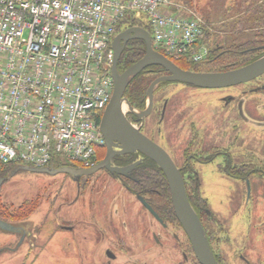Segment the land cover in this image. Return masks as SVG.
I'll return each mask as SVG.
<instances>
[{
	"label": "built area",
	"instance_id": "1",
	"mask_svg": "<svg viewBox=\"0 0 264 264\" xmlns=\"http://www.w3.org/2000/svg\"><path fill=\"white\" fill-rule=\"evenodd\" d=\"M170 0H0V166L88 168L103 144L115 28L140 14L171 58L204 60L203 21L168 13ZM107 70V71H106Z\"/></svg>",
	"mask_w": 264,
	"mask_h": 264
},
{
	"label": "rangeland",
	"instance_id": "2",
	"mask_svg": "<svg viewBox=\"0 0 264 264\" xmlns=\"http://www.w3.org/2000/svg\"><path fill=\"white\" fill-rule=\"evenodd\" d=\"M174 2L180 5L179 9L185 14L195 12L207 15L213 24L209 28L210 32L217 31V26L225 18L222 13V0H194L192 9L182 8L184 6L177 0ZM249 35L250 32L242 34V38ZM197 69L206 71L210 66L202 65ZM262 79L264 82V78ZM251 86L253 87L248 84L241 89L247 90ZM215 94L208 93L210 98ZM182 99H185V95ZM250 110L257 116L255 119L258 122H264V91L257 98V108ZM241 125V141L252 144L239 145L240 149L237 151L243 165L250 162L251 158L264 163L263 124L256 127L246 121ZM153 128H156L155 125ZM206 135L212 136L210 132ZM211 146L204 145L206 148ZM101 155L99 150L98 159ZM260 162L259 166L262 164ZM93 181L94 185L87 188L86 193L79 194V188L64 174L51 176L23 170L10 174L0 185V199L16 207L22 201L38 196L41 204L27 219L24 228L28 234L23 238L0 231V264H76V256L80 253L76 249H81L84 243L87 244L84 247L85 253L90 254L95 250L97 258L95 261H80L82 264L181 263L179 241L174 243L173 234L177 238L184 236L175 222L171 225L168 223L167 229H161L142 209L136 198L124 188L128 183L113 180L103 172L96 173ZM253 182L254 193L249 205L253 206L252 213L238 212V202L231 208L226 206L227 201L232 198L233 185L213 173L209 167L205 169L201 190L211 210L225 227V236L220 235V239L230 240L226 247L221 246V250L219 248L229 264H234L233 257L236 252L244 253L252 264H264V181L253 178ZM61 225L67 228H59ZM108 227L113 228L105 232ZM71 229L73 230L70 231ZM30 231L32 234H29ZM152 232L160 238L161 249L151 240ZM214 235L218 237V234ZM244 244V249L247 248L245 252L242 250ZM105 249L117 256L115 261L107 262L103 258Z\"/></svg>",
	"mask_w": 264,
	"mask_h": 264
},
{
	"label": "flooded vegetation",
	"instance_id": "3",
	"mask_svg": "<svg viewBox=\"0 0 264 264\" xmlns=\"http://www.w3.org/2000/svg\"><path fill=\"white\" fill-rule=\"evenodd\" d=\"M248 33L249 31L246 34ZM225 35L233 37V43H237V39L240 40L239 36L237 38L235 32L232 31H229L228 34L221 32L217 33L215 35L216 40L223 45L222 53L227 56H231L232 53H238L233 49H227L229 46L226 45L230 44L225 40V38L228 37ZM245 51L247 53L253 51L263 53L264 44L254 48L250 47ZM125 69L118 70L124 71ZM207 70L209 71V69ZM153 75H156L155 78H157L168 74L161 69L160 72ZM262 78H264V74L243 84L216 89H202L179 82L162 83L154 90L152 109L147 117L136 122V118L132 114L127 113L126 115L128 121L136 125L143 135L151 139L168 154L179 171L183 178L187 197L189 195L191 197V204L194 203L192 208L201 221L209 246L218 264H229L227 257L222 255L221 251L219 252V248L221 250V246L226 247V244L230 243V240L225 238L223 240L220 239V235L223 234L225 236V227L222 226V223L215 216V213L209 206L207 198H205L202 193V180L205 174V169L209 167L213 173H217V175L222 177L230 185L232 184L234 187V192L232 191L233 194L231 195L232 198L227 201L226 206L231 208L232 205H235L238 202V212L252 213L251 209L253 206L249 205L251 204V199L254 193L253 183L255 182H253V178H258L264 181V163L259 161L262 163L260 164L261 166H259L257 159L251 158L250 162H246L243 165L240 153L237 150L240 149L239 145H252L251 143L241 141V123L250 121L256 127L259 124L264 125V122L261 123L255 119L257 116L250 110L252 108H257V98L264 91V82L262 81ZM248 84H252L253 87L251 86L247 88V90H243V88L241 89V87ZM208 93L216 94L214 97L210 98L209 96L211 94L208 95ZM184 95L185 99H182L184 98ZM145 108L146 99L141 110H144ZM153 125H155V129H152ZM263 125L262 128L264 129ZM226 131L227 133H225ZM208 132H210L212 136H207L206 133ZM204 145L212 146L206 148ZM180 147H182V149ZM100 151L103 156L98 159L97 163L104 158L106 146L103 145L100 147ZM140 158H142V156L137 153L115 156L112 159L111 165L117 168H124L134 164ZM149 163L151 165L152 162L143 157L142 161L125 176L110 173L105 169L99 172H103L105 176L111 177L118 182L128 183L129 185L124 187L127 192L136 198V201L142 209L146 211L148 216L161 229H167L168 225L172 224V221L167 220L163 215L160 205L155 202L150 195H141L140 191L137 190V187L141 184L143 178L147 176L143 173H138V169ZM51 166L53 167V165ZM155 166L160 170L157 165ZM71 168L83 170L77 166ZM95 175L96 173L91 176H82L79 179L68 175L65 176L74 182L79 188L78 193L80 194L81 192L86 193V189L94 185L95 182L93 181V178ZM197 197L202 199V201L205 202V205L196 204L195 201H197ZM140 198L151 207L161 221H158L149 211L146 210V208L140 203ZM242 204L243 206H241ZM175 224L184 237L177 238V235L173 234L174 243H178L179 241L178 246L182 257L181 263L173 261V264H199L194 256L190 242L177 220ZM106 225L110 226V223H107ZM59 228L66 229L67 227L61 225ZM112 228L113 227L106 228L105 232H108L107 229ZM72 230L73 229L70 231ZM214 233L218 234V237H216ZM29 234H32V232L30 231ZM99 235L101 237L103 236V234ZM150 237L154 242V245L161 249V240L157 237V234L152 232ZM82 240H84V238H82ZM85 246H87L86 243L82 244L81 249L79 247L76 249L77 251H80L76 256V264H82L80 261L96 260V251L94 250L90 254L85 253ZM244 246L246 245H243V252L247 251V248L244 249ZM236 249L241 251V249ZM102 256L107 262L115 261L117 258V256L109 249H105ZM233 259L234 264H252V262L246 258L244 253L240 254L236 252Z\"/></svg>",
	"mask_w": 264,
	"mask_h": 264
},
{
	"label": "water",
	"instance_id": "4",
	"mask_svg": "<svg viewBox=\"0 0 264 264\" xmlns=\"http://www.w3.org/2000/svg\"><path fill=\"white\" fill-rule=\"evenodd\" d=\"M132 40L141 41L144 44L145 53L141 59L134 62L123 72H119L118 62L126 44ZM111 49L114 54L110 68L113 91L99 122V130L106 146L103 160L86 170L69 167L38 169L17 165L5 178H0V185L10 174L19 170L51 176L65 174L79 179L82 176H91L105 169L110 173L125 176L145 157L154 162L163 172L169 189L174 216L186 234L199 264H218L209 246L201 221L189 203L183 178L179 171L168 154L160 146L143 135L138 128L127 120L126 113H131L137 120L147 117L152 109L154 90L162 83L179 82L202 89H216L243 84L253 80L264 74V52L251 63L226 72L214 73L182 70L164 55L155 51L152 47L151 36L148 31L136 26L118 33L111 42ZM151 67H158L168 75L157 77L150 83L145 95L146 108L143 111H139L131 107L123 97L124 92L136 76ZM123 106L126 109L123 110ZM131 153L140 154L142 158L124 168H117L111 165L113 157ZM139 201L154 218L161 221L142 198ZM25 225H27L26 222L10 223L0 220V231L20 235L23 238L27 232L23 233ZM22 229L23 231H21Z\"/></svg>",
	"mask_w": 264,
	"mask_h": 264
},
{
	"label": "trees",
	"instance_id": "5",
	"mask_svg": "<svg viewBox=\"0 0 264 264\" xmlns=\"http://www.w3.org/2000/svg\"><path fill=\"white\" fill-rule=\"evenodd\" d=\"M222 1V13L224 14L223 17L225 18H223L221 20L222 23L217 26V31L210 32L209 28L213 25L211 24L210 18L203 13L199 14L204 19V21H206L205 23L208 27L206 31V37L204 38V41L207 43L209 48L208 60L206 62L197 64L191 63L187 60V58L174 61L175 64H177L180 68L184 70L200 71L197 68L205 65L210 66L209 72H226L247 65L262 55L260 52L253 51L247 53L245 50L250 47L254 48L264 44V0ZM177 2L181 3L184 7L192 9L194 0H177ZM226 3L227 7L225 6ZM227 15L231 16L229 17ZM121 24L122 25L120 26H123L124 28L131 26H142L146 29L148 28L146 24L143 23L142 18L135 14H127ZM229 31L235 32L237 38L238 36L240 38V40L237 39V43H233V37L225 35L228 36L227 41L231 45H226L229 46L227 49H233L234 51L238 52L234 54L232 53L231 56H227L222 53L223 45L218 42V40H216L215 36L220 32L228 34ZM248 31L250 32L249 37L242 38V34H246ZM144 53V44L141 41H130L119 60L118 69L123 70L130 66L137 60L141 59ZM160 71L161 69L159 68L151 67L140 73L129 83L124 92V97L133 108L139 110L143 108L147 88L156 77V75L153 74H156ZM53 163L60 166H65L68 164L67 162L63 163L60 158L55 159ZM152 163L151 165L149 163L146 166H141V168L138 169V173H143L147 176L143 178L141 184L138 187L136 186L137 190L140 191L141 195H150L153 200L160 205L163 215L167 218V220L176 222L170 202V194L166 179L163 173L154 165V163ZM14 167V164L0 166V178H5ZM188 200L189 202L191 201V197L189 195ZM196 200V204L205 205V202H203L202 199L197 197ZM40 204V197L38 196L24 200L16 207L0 199V220L11 223L25 222L38 209ZM193 204H191L192 207Z\"/></svg>",
	"mask_w": 264,
	"mask_h": 264
},
{
	"label": "bare ground",
	"instance_id": "6",
	"mask_svg": "<svg viewBox=\"0 0 264 264\" xmlns=\"http://www.w3.org/2000/svg\"><path fill=\"white\" fill-rule=\"evenodd\" d=\"M124 109H126V107H125V106H123V110H124Z\"/></svg>",
	"mask_w": 264,
	"mask_h": 264
}]
</instances>
